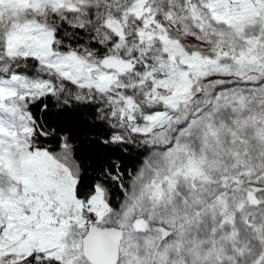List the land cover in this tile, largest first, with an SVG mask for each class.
Instances as JSON below:
<instances>
[{"label": "snow or ice", "instance_id": "snow-or-ice-1", "mask_svg": "<svg viewBox=\"0 0 264 264\" xmlns=\"http://www.w3.org/2000/svg\"><path fill=\"white\" fill-rule=\"evenodd\" d=\"M0 264H264V0H0Z\"/></svg>", "mask_w": 264, "mask_h": 264}]
</instances>
